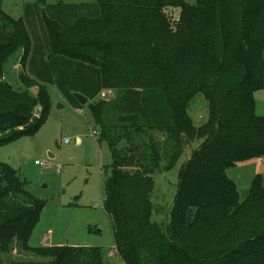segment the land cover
<instances>
[{"label": "trees", "instance_id": "obj_1", "mask_svg": "<svg viewBox=\"0 0 264 264\" xmlns=\"http://www.w3.org/2000/svg\"><path fill=\"white\" fill-rule=\"evenodd\" d=\"M166 8L180 10L177 22ZM19 52L16 90L5 77ZM50 85L74 107L73 93L89 98L98 142L110 148L103 209L124 264H264V178L241 201L227 174L264 158L254 98L264 89V0H39L19 19L0 0V147L47 122ZM105 89L112 100L100 98ZM199 93L209 116L196 127L188 108ZM196 140L170 221L156 222L153 176ZM26 185L0 162V264H109L102 247L32 246L46 204ZM14 250L43 261L11 260Z\"/></svg>", "mask_w": 264, "mask_h": 264}, {"label": "rangeland", "instance_id": "obj_2", "mask_svg": "<svg viewBox=\"0 0 264 264\" xmlns=\"http://www.w3.org/2000/svg\"><path fill=\"white\" fill-rule=\"evenodd\" d=\"M1 1L4 11L19 19L24 5L39 0ZM44 1L47 5H57L60 2L81 4L94 0ZM186 2L194 4L196 0ZM179 14L177 8L164 9V15L172 22L178 21ZM20 57L21 52L14 55L6 66L5 79L16 90L23 88L18 77L23 71ZM32 91L36 93L37 89ZM48 91L52 106L47 122L35 135L20 137L0 147V162L17 170L26 182V188L46 204L30 244L102 247L109 264H124L115 254L111 221L103 209L107 178L104 168L112 163L110 148L106 142H98L99 134L94 132H99V127L88 105L74 107L54 86H48ZM115 94L116 91L105 89L100 98L112 100ZM254 98L257 115L264 116V89H258ZM188 113L196 127L208 121L209 107L203 93L197 94L190 102ZM161 135L163 133H157V136ZM201 143L202 140L194 141L172 170L153 176V217L156 222L169 223L179 187V170ZM36 161L43 165H37ZM227 174L237 184L240 199L244 201L252 180L257 175L264 178V158L241 163L229 169ZM9 258L43 261L39 256L17 250Z\"/></svg>", "mask_w": 264, "mask_h": 264}, {"label": "water", "instance_id": "obj_3", "mask_svg": "<svg viewBox=\"0 0 264 264\" xmlns=\"http://www.w3.org/2000/svg\"><path fill=\"white\" fill-rule=\"evenodd\" d=\"M9 88H12L11 85L7 84ZM73 97L78 101V103L81 105V106H86L89 102V98L86 97L85 95L81 94V93H78V92H75L73 93ZM41 107L39 108V110L41 111Z\"/></svg>", "mask_w": 264, "mask_h": 264}, {"label": "built area", "instance_id": "obj_4", "mask_svg": "<svg viewBox=\"0 0 264 264\" xmlns=\"http://www.w3.org/2000/svg\"><path fill=\"white\" fill-rule=\"evenodd\" d=\"M94 134L97 135L98 132H94ZM66 142H68V141H66ZM36 164H37V165H43L42 162H39V161H36Z\"/></svg>", "mask_w": 264, "mask_h": 264}, {"label": "crops", "instance_id": "obj_5", "mask_svg": "<svg viewBox=\"0 0 264 264\" xmlns=\"http://www.w3.org/2000/svg\"><path fill=\"white\" fill-rule=\"evenodd\" d=\"M79 140V139H78ZM36 246V245H35Z\"/></svg>", "mask_w": 264, "mask_h": 264}]
</instances>
